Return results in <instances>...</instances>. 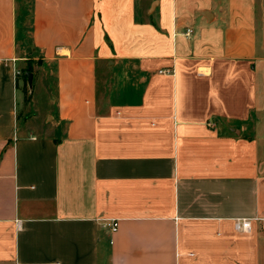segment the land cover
Here are the masks:
<instances>
[{
    "label": "crops",
    "instance_id": "0c3cea01",
    "mask_svg": "<svg viewBox=\"0 0 264 264\" xmlns=\"http://www.w3.org/2000/svg\"><path fill=\"white\" fill-rule=\"evenodd\" d=\"M260 77L264 0H0V264H264Z\"/></svg>",
    "mask_w": 264,
    "mask_h": 264
},
{
    "label": "rangeland",
    "instance_id": "374dc122",
    "mask_svg": "<svg viewBox=\"0 0 264 264\" xmlns=\"http://www.w3.org/2000/svg\"><path fill=\"white\" fill-rule=\"evenodd\" d=\"M23 70L27 68L33 67L37 68L38 65L33 62H30L27 65H22ZM21 73V72H20ZM24 72L22 73L21 77L24 79L23 76ZM21 86V93L19 96V122L18 125L22 129L24 123L26 121L31 123L32 130L36 134H40L41 126L44 124L46 120V115L51 108H54V96H55V90H54V76L51 74L46 77V81L43 84L41 80L35 79L33 81V87L31 90V94L28 96L29 99H26V95L24 92V84L25 81L22 82ZM258 87H259V93L262 89H264V78L261 79V77L258 79Z\"/></svg>",
    "mask_w": 264,
    "mask_h": 264
},
{
    "label": "built area",
    "instance_id": "2783aa9c",
    "mask_svg": "<svg viewBox=\"0 0 264 264\" xmlns=\"http://www.w3.org/2000/svg\"><path fill=\"white\" fill-rule=\"evenodd\" d=\"M192 29L186 31V35H190ZM104 226L109 227L113 233L119 230V221L116 219H106L103 223ZM235 227L239 231H249L251 229V220L238 219L235 222Z\"/></svg>",
    "mask_w": 264,
    "mask_h": 264
},
{
    "label": "trees",
    "instance_id": "16d2710c",
    "mask_svg": "<svg viewBox=\"0 0 264 264\" xmlns=\"http://www.w3.org/2000/svg\"><path fill=\"white\" fill-rule=\"evenodd\" d=\"M27 71H30V72H34V69H33V67H31V68H27V69H25L24 70V74H23V76H24V81H25V84H24V92H25V95H26V99H29V95L31 94V89L28 87V83H27V77L25 76V73L27 72Z\"/></svg>",
    "mask_w": 264,
    "mask_h": 264
},
{
    "label": "water",
    "instance_id": "95a60500",
    "mask_svg": "<svg viewBox=\"0 0 264 264\" xmlns=\"http://www.w3.org/2000/svg\"><path fill=\"white\" fill-rule=\"evenodd\" d=\"M25 76L27 77L28 87L32 90L33 81H34V74H33V72L27 71L25 73Z\"/></svg>",
    "mask_w": 264,
    "mask_h": 264
}]
</instances>
